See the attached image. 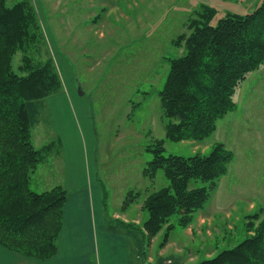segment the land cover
<instances>
[{
  "label": "rangeland",
  "instance_id": "rangeland-1",
  "mask_svg": "<svg viewBox=\"0 0 264 264\" xmlns=\"http://www.w3.org/2000/svg\"><path fill=\"white\" fill-rule=\"evenodd\" d=\"M7 1L12 6L20 0ZM29 1L45 37L41 58L53 59L63 83L61 93L43 100L33 143L38 149L54 143L49 160L56 155L69 156L78 171L91 166L94 179L93 171L99 172L102 199H106L105 191L108 194L109 216L115 208L110 192L121 188L144 194L136 202L140 206L129 213L135 218L143 213L142 222L134 224L140 227L147 219L143 201L148 189L169 185L160 171L153 184L145 179V189L139 174L152 159L146 146L157 139L166 140L167 120L160 92L170 60L185 54L183 44L176 46L174 42L180 35L191 33L188 25L197 17L201 4L217 8L215 25L229 13L246 15L262 0ZM21 58V53L15 56V68ZM234 100L237 110L218 122L209 139L166 140L167 156L208 154L217 143L233 152L228 173L218 182L208 204L186 228L178 225L179 215L173 216L170 223L174 229L169 236L165 237L164 227L149 244L140 233L128 236L110 223V246L127 236V259L120 264H200L249 235L247 215L263 210L264 216V66L239 86ZM46 167L41 164L32 177L35 192H44L46 181L56 184L54 178L41 179V183L37 179L43 170L45 175L52 174L50 165ZM114 258L110 256L103 264H119Z\"/></svg>",
  "mask_w": 264,
  "mask_h": 264
},
{
  "label": "trees",
  "instance_id": "trees-1",
  "mask_svg": "<svg viewBox=\"0 0 264 264\" xmlns=\"http://www.w3.org/2000/svg\"><path fill=\"white\" fill-rule=\"evenodd\" d=\"M217 14L216 7L201 4L197 17L188 25L191 33L180 35L174 42L176 46L183 44L185 54L170 60L160 92L167 120L166 140L209 139L218 122L237 110L234 96L239 86L264 66V0L246 15L229 13L213 25ZM44 46L33 4L20 0L10 6L7 0H0V247L38 261L49 260L58 251L68 199L62 186L42 193L31 187L34 173L54 148L53 142L39 149L33 143L42 102L63 90L53 59L41 58ZM19 53L21 64L15 68ZM166 140L157 139L146 146L152 159L142 173L153 184L162 171L169 185L146 192L143 211L147 219L142 226L107 220L108 231H112L109 224L115 223L128 234L140 233L149 244L164 227L165 237L169 236L175 215H179L180 227H188L208 204L234 160L233 152L222 143L215 144L208 154L167 156ZM142 196L127 192L122 210ZM105 198L107 212L106 191ZM262 212L246 216L249 235L242 242L200 264H264Z\"/></svg>",
  "mask_w": 264,
  "mask_h": 264
},
{
  "label": "crops",
  "instance_id": "crops-1",
  "mask_svg": "<svg viewBox=\"0 0 264 264\" xmlns=\"http://www.w3.org/2000/svg\"><path fill=\"white\" fill-rule=\"evenodd\" d=\"M41 138L44 139V136H41ZM41 138L38 140L39 143H41ZM58 142L61 143V138L58 139ZM44 146L46 145L42 147ZM56 156L57 157L52 160L46 159L42 163L44 167L50 165L52 174L45 175L43 170L37 178L40 180V183L41 179L50 180L54 178L56 180L55 186H62L68 192V199L63 209L62 229L57 242L58 251L56 255L49 260L38 261L23 257L1 247L0 264H103L104 260H108L112 255L115 257L114 260L120 264L124 258L127 259V236L119 237L118 246H110L109 242L111 238L108 235L111 233L108 232L106 221L121 220L128 224H138L142 222L143 213L141 212L142 214L138 218H135V214L129 215V213L140 205L135 203L130 206V208L123 211L122 204L120 203H123L128 190L118 188L114 192H110L111 195L109 196V200L111 206L114 207L115 204V208H113L114 211L111 216H109L108 211H105L104 201L100 191L99 172L94 173L93 171L95 175L94 179L91 166L84 167L86 170L84 169L82 171L79 169L78 171L76 167L73 168L75 164L69 156H66V158L60 155ZM48 157H50V155H48L47 158ZM142 171H140L139 176L142 178V184H144L146 178H144ZM80 175L81 182L79 180ZM107 181L109 182L110 179L107 178ZM147 184L148 183L143 185L145 189L147 188ZM55 186H52L49 181H46V183H44V187L46 188L44 192L51 190ZM142 188H140V190ZM112 193H114V195ZM107 205L109 207L108 202ZM125 234L128 235L126 232ZM131 236L134 237L135 234ZM121 250L125 252L122 253ZM92 256H95L96 261L93 260L94 258Z\"/></svg>",
  "mask_w": 264,
  "mask_h": 264
}]
</instances>
